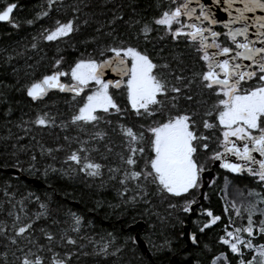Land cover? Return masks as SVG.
<instances>
[{
	"label": "trees",
	"instance_id": "16d2710c",
	"mask_svg": "<svg viewBox=\"0 0 264 264\" xmlns=\"http://www.w3.org/2000/svg\"><path fill=\"white\" fill-rule=\"evenodd\" d=\"M13 2L18 3L12 17L18 26L0 23V227L5 229L0 233V264H19L17 257L22 253L11 243L13 238L20 248L31 249L42 256L45 264H49L53 253L67 257L68 264H212L221 253L227 257V264H240L242 259H250L251 252L245 249L243 257L237 256L220 242V238L225 236V229L231 231L247 223V213L235 214L227 197L229 188L236 187L246 195L262 198L264 184L256 177L246 173L233 176L215 170L216 175L200 202L199 215L190 220L197 241L193 245H188L183 237L190 212L185 213L182 208L187 200L198 203L200 192L173 197L158 192L156 185L149 181L141 180L140 188L136 187L137 182L120 183L128 167L120 158L127 155L120 125L136 129L144 125L146 128L174 113L176 109L171 108L172 103L192 113L191 101L186 96L180 94L179 99L173 101V93H169L162 113L148 118L136 116L121 99L120 113H100L104 119L98 125H86L81 129L71 123V116L85 94L74 99L71 94L51 92L45 100L36 101L26 94V87L33 81L58 70L68 71L82 58L94 57L101 61L111 57L113 54L107 49L112 46H134L147 52L154 62L168 65L160 71L170 85H188L191 68L183 56L185 47L177 48V44L185 43L174 40L155 24L147 37L141 31L143 25L152 23L162 10L174 7L172 2L56 0L49 7L48 0H0V10L6 3ZM43 12L48 14L40 15ZM69 19L74 21L77 31L54 42L43 39L45 30L53 28L56 20ZM29 20L31 24L27 23ZM57 59H61L58 68L54 66ZM177 75L183 79L177 81ZM64 81L70 83L68 77ZM199 111L193 119L197 122L198 133L208 137L201 141L208 144V149H198L196 155L206 158L221 151L220 133L218 128H203L204 117ZM43 113L55 117V124L49 127L34 124L37 115ZM97 131L105 133L103 139L95 138ZM81 148L87 151L79 152ZM73 151L100 163L102 175L90 177L79 171V165L67 160ZM145 155H150L147 144ZM212 164L204 171L210 170ZM142 166L141 159L137 167ZM9 168L41 181L43 186L36 187L1 171ZM41 203L46 205V215L34 220L30 236L33 243L15 237V216L28 222L45 211L40 208ZM171 204L176 207H170ZM258 205L264 210V203ZM205 210H211L221 219L201 232L199 228L210 219ZM73 213L81 218L78 232L72 231ZM261 219L264 217L260 214L253 216L257 223ZM140 221L145 223L141 236L148 244L151 259L134 243L136 232L127 231ZM45 233L52 234L54 239L49 241ZM62 237H70L76 243L68 244ZM254 243H264V235H256ZM105 244H108L106 251H101Z\"/></svg>",
	"mask_w": 264,
	"mask_h": 264
},
{
	"label": "snow or ice",
	"instance_id": "6c2138e0",
	"mask_svg": "<svg viewBox=\"0 0 264 264\" xmlns=\"http://www.w3.org/2000/svg\"><path fill=\"white\" fill-rule=\"evenodd\" d=\"M55 2L56 0H48L49 7ZM212 3L222 5L223 12L227 14L223 28L227 30L225 36L231 41L232 47L222 46L218 42L220 33L212 26L217 25L219 20L213 10L201 3V0H183L182 3L172 0V4L176 6L162 10L152 23H145L141 31L147 37L153 31L152 24H155L162 27L174 40L179 37L186 38L189 45L199 53L205 70L196 74L199 78L198 83L202 89L209 90L216 97L204 113L205 116L214 115V121L204 119L202 124L205 129H219V147L223 149L222 152H214L209 158L219 161V166L231 173L247 172L264 183V15H254L257 10L264 13V0H212ZM16 8V3H6L0 10V22H8L12 27H17V22L11 16ZM47 14L43 12L40 15ZM249 14H253L254 18ZM27 23L31 24L32 21L29 20ZM250 29H255L253 35L256 39L250 38ZM75 31L77 28L73 20L64 22L56 20L53 28L45 30L43 39L54 42L70 36ZM32 47L35 48L36 45L33 44ZM107 51L113 54L107 59L101 61L81 59L68 71L58 70L33 81L26 87L27 96L33 101L42 100L49 91L58 90L62 93H72L75 99L85 93V89H89L78 110L71 116V123L83 129L86 125L93 127L98 125L104 119L100 113L122 111L110 93V88H124L132 112L144 118L162 113L169 93H181V86L170 85L160 71L167 69L168 65L154 62L147 52L134 46H112ZM61 59L55 61V67H59ZM106 69L114 72L119 79L105 80L103 77ZM62 77H70L71 82H62ZM254 78L256 80L254 86H244ZM175 79L181 81L183 77L177 75ZM190 84L191 81L184 87ZM186 98L191 99V96ZM178 99V96L171 97L173 101ZM171 108L176 111L154 121L146 128L144 125H140L139 129L120 125V135L124 138L127 149V155H121L120 158L128 166L123 172L121 184L133 181L137 182L136 187L140 188L141 180L149 181L156 185L158 192L173 197L184 196L200 187V174L204 171V166L196 154L198 149H208L207 143H200L208 137L198 133L197 122L193 119L192 113L178 109L175 103L171 104ZM33 123L49 127L55 124V117L49 116L48 113L38 114ZM104 135L105 133L97 131L95 138L103 139ZM145 144L150 151V155L147 156ZM86 151L85 148L79 150ZM79 152H71L67 160L79 165V171L90 177L101 176L102 165L89 159L87 155L81 156ZM256 154L259 155V159ZM228 155L235 157L238 162H229L226 159ZM141 159L143 166L137 167ZM109 171L116 172L119 169ZM193 203L194 200H187L182 211L185 213L192 211L190 205ZM260 203H264V197ZM170 207L174 208L176 205L171 204ZM232 207L239 216L240 209L236 208L235 203ZM40 208L45 211L37 213L28 222H22L19 215L15 216L13 224L15 237L26 238L29 243H33L30 236L34 220L46 215V205L41 203ZM20 211H24L23 207ZM205 212L210 219L199 228L201 232L221 219L220 216L213 215L211 210ZM256 212V205L251 204L247 209V223L231 231L225 229V236L220 238V242L237 256L243 257L245 249L252 253L250 259H242L240 264H264V243H254L256 235H264V219L255 222L253 216ZM259 214L264 217V210H259ZM72 219V231L78 232L81 218L73 213ZM4 231L5 229L0 227V233ZM45 235L49 241L54 239L50 233ZM62 239H66L68 244L76 243L70 237ZM192 242L194 244L197 242L195 235L192 236ZM11 243L17 245L22 253L17 257L19 264H45L44 258L37 252L20 248L16 238H13ZM167 243L168 241H165V244ZM107 247L108 244H105L101 251H106ZM47 250L52 251L51 248ZM218 261L227 264V257L221 253L212 264H217ZM49 264H68V258L53 253L49 258Z\"/></svg>",
	"mask_w": 264,
	"mask_h": 264
},
{
	"label": "water",
	"instance_id": "95a60500",
	"mask_svg": "<svg viewBox=\"0 0 264 264\" xmlns=\"http://www.w3.org/2000/svg\"><path fill=\"white\" fill-rule=\"evenodd\" d=\"M166 1L167 2H172V0H166ZM178 1L179 0H177V2ZM201 3H204L206 5V7L211 8L213 10L214 15L219 20V23L217 25L212 26L213 29L216 28V27L223 26V24L227 21V14L225 12H223V10H222L223 9V6L222 5H219L218 6L216 4H213L212 3V0H201ZM16 4L18 6V3H16ZM193 6L195 7V4ZM15 10L16 9H14L13 13L11 14L12 17H13V15L15 13ZM233 14H235V13H233ZM249 15H250V17H253L254 18L253 14H249ZM254 15L255 16H259V15H264V13H261L259 10H257V12ZM0 23L7 24L8 22H0ZM254 32H255V29H250V38L251 39H253V37H254V35H253ZM65 78L66 77H62L61 80H62V82L67 83L66 81H64ZM103 78L105 80H113V81L119 79V77L114 72H112L110 69H106L105 70V74H104V77ZM112 89L115 90V91H118V90H121L122 88H120V89H114V88H112ZM85 91H86V89H85ZM51 92H59V91L58 90H51V91H49V93H51ZM59 93L73 95L72 93H67V92H63V93L62 92H59ZM83 95H84V93L81 94V96H83ZM47 96H45L42 100H45L47 98ZM28 98H30V97H28ZM237 143L239 144L240 142L237 141ZM222 151H223V149H222ZM256 156H257L258 159L260 158L258 154H256ZM226 159H228L229 162H238V161L235 160V157H232L231 155H228L226 157ZM219 164H220L219 161L213 160V164L211 166V169L210 170H207V171H203L201 173L202 187L200 189L199 202L198 203H194V204L191 205L192 211H190L189 218H188V223L184 227L183 237L186 240V242H187L188 245H193L194 244L192 242V236L194 234L192 233L191 228H190V220L193 217H196L197 215H199L200 202L204 199L205 189L208 187L209 182L216 175L215 170H220V171L229 173L230 175H233V176H240V175H242L244 173L248 174L247 172H242L240 174L231 173V172L227 171L226 169L221 168L219 166ZM1 171L4 172V173H7L9 175H11L14 178H21L22 180H24V181H26V182H28V183L36 186V187H42L43 186V183L41 181L35 180V179H31V178L25 176L18 169L9 168V169H1ZM144 228H145V223L142 222V221H140L137 224L128 227L127 228V231H135L136 232L134 234V238H133L134 239V243L139 247V249L141 250V252L147 258L151 259V254H150V252L148 250V244H147V242L141 236V234L144 232Z\"/></svg>",
	"mask_w": 264,
	"mask_h": 264
},
{
	"label": "flooded vegetation",
	"instance_id": "af4514ba",
	"mask_svg": "<svg viewBox=\"0 0 264 264\" xmlns=\"http://www.w3.org/2000/svg\"><path fill=\"white\" fill-rule=\"evenodd\" d=\"M182 0H179L177 3H182ZM174 7L176 6L175 4H173ZM215 31L220 33V36L218 37V42L222 44V46H229L232 47V43L230 40H228L225 36L226 33V29L223 28V26L220 27H216L214 28ZM253 39H256V37L254 36ZM178 42L183 41L185 43V45H181V43L177 44V48L180 49L181 46L185 47V49L183 50V56L185 58H187V62L190 64V68H191V72L190 75L191 77H189L188 80V84L189 81H191V84L188 86V88L184 87V85L180 84L182 91H181V95L183 96H191V99H188L191 101V111L193 113V118L197 117V113L199 111V106H200V114H202V116L204 117V119L209 120L210 122L214 121L215 117L213 116H205L204 113L206 110H208L210 108V106L213 104V102L216 100V97L214 95H212L209 90L206 89H202L198 83V76L196 75L197 73H200L202 71L205 70V65L204 63L199 59V53H197L194 50L193 46L189 45V42L186 40V38L184 37H179L176 39ZM259 46V45H258ZM256 84V80L255 78L251 81H249L246 85H244L245 87L248 86H254ZM180 94H176L173 93L172 96H179ZM196 114V115H195ZM195 115V116H194Z\"/></svg>",
	"mask_w": 264,
	"mask_h": 264
},
{
	"label": "rangeland",
	"instance_id": "374dc122",
	"mask_svg": "<svg viewBox=\"0 0 264 264\" xmlns=\"http://www.w3.org/2000/svg\"><path fill=\"white\" fill-rule=\"evenodd\" d=\"M82 59H85L86 60V59H90V58H82ZM91 59H95L96 60V58H94V57H91ZM68 80L70 81V77H68ZM89 88H91V85H89ZM88 91H89V89H87V91H85L84 94H87ZM109 91L112 94L114 100L116 101V103L118 105H119V102H120L121 99H124V101L126 103H128L127 102V97H126V92H125V89L124 88H122L120 91H117V92H113L112 88H110ZM200 143L203 144L202 142H200ZM221 151H222V149H221ZM212 154L213 153H211L209 156H211ZM198 160L204 166V169L207 168V167H210V165L213 163V160L210 159L209 157H206V158H203V157L200 158V157H198ZM201 186H202V181H201V177H200V187ZM200 187L198 189H194V190H191V191L196 192V194H198L200 192ZM227 197L230 200L231 205L233 203H235L236 208L240 209V211H242V212L244 211L245 213H247V209H248V207L251 204H255L256 205V208H257L256 214H259V210H263V207H260L258 205L260 203V200H261V198L259 196L256 197V196H252L250 194L249 195H246L239 188L230 187L229 188V191L227 193Z\"/></svg>",
	"mask_w": 264,
	"mask_h": 264
}]
</instances>
